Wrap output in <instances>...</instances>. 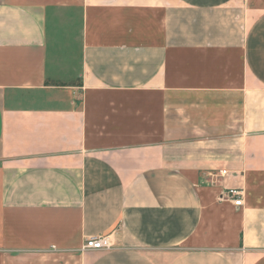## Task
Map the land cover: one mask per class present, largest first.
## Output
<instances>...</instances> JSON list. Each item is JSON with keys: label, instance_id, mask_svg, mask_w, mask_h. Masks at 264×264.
Listing matches in <instances>:
<instances>
[{"label": "crops", "instance_id": "obj_1", "mask_svg": "<svg viewBox=\"0 0 264 264\" xmlns=\"http://www.w3.org/2000/svg\"><path fill=\"white\" fill-rule=\"evenodd\" d=\"M0 264H264V0H0Z\"/></svg>", "mask_w": 264, "mask_h": 264}, {"label": "built area", "instance_id": "obj_2", "mask_svg": "<svg viewBox=\"0 0 264 264\" xmlns=\"http://www.w3.org/2000/svg\"><path fill=\"white\" fill-rule=\"evenodd\" d=\"M226 196L236 206L242 205V190L239 188H228ZM114 247V242L110 238V234H93L85 238L84 250H110Z\"/></svg>", "mask_w": 264, "mask_h": 264}]
</instances>
